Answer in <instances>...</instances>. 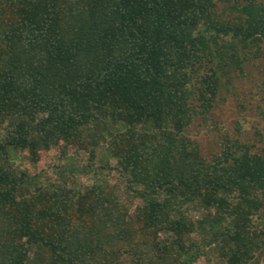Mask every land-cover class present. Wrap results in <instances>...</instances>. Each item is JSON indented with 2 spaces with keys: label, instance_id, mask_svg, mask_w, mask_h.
Returning <instances> with one entry per match:
<instances>
[{
  "label": "trees",
  "instance_id": "obj_1",
  "mask_svg": "<svg viewBox=\"0 0 264 264\" xmlns=\"http://www.w3.org/2000/svg\"><path fill=\"white\" fill-rule=\"evenodd\" d=\"M238 5L224 20L216 0H0V264L264 254V149L226 140L207 159L184 134L212 110L224 61L241 69L237 44L264 39V2ZM51 150L85 152L81 176L115 170L130 206L117 183L70 187L77 171L58 165L42 184L15 165Z\"/></svg>",
  "mask_w": 264,
  "mask_h": 264
},
{
  "label": "rangeland",
  "instance_id": "obj_2",
  "mask_svg": "<svg viewBox=\"0 0 264 264\" xmlns=\"http://www.w3.org/2000/svg\"><path fill=\"white\" fill-rule=\"evenodd\" d=\"M256 1L264 2V0ZM240 2L242 0L228 2L216 0L217 12L224 20H234L238 15L236 7H239ZM237 49L242 59L241 69L230 64L228 60L227 63L224 61L223 70L218 69L221 84L212 110L205 119L195 117L184 133L198 144L201 153L207 159L219 153L224 148L226 140L229 143L238 141L250 145L253 151L257 152L264 149V39L257 45H249L246 49L237 44ZM226 50L228 54L232 52L230 49L226 48ZM26 156V152L21 153L15 165L29 175H39L42 184L56 181L58 178L56 167L60 165L63 170L70 168L77 171L73 179L68 181L70 187L80 184L84 188L93 181L101 180L110 184L117 183V194L120 200L130 206L115 170H109V172L96 170L86 176L79 174L81 166L87 162L88 157L83 151L74 155L68 152L67 155L60 156L56 150H51L43 154L36 164H31ZM105 160L102 147L98 148L94 163L101 165ZM108 161L111 165H115L112 159ZM259 226L264 227V217L255 216L254 227ZM260 254L256 255V261L251 264H264V254ZM196 264H216V253L210 252L207 258L199 259Z\"/></svg>",
  "mask_w": 264,
  "mask_h": 264
}]
</instances>
